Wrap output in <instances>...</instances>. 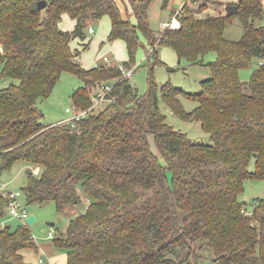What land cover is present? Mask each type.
<instances>
[{"label": "trees", "instance_id": "16d2710c", "mask_svg": "<svg viewBox=\"0 0 264 264\" xmlns=\"http://www.w3.org/2000/svg\"><path fill=\"white\" fill-rule=\"evenodd\" d=\"M38 1L0 0V172L18 162L29 167L20 190L28 205L52 201L61 212L81 204L82 193L88 197L52 237L65 264H201L209 256L211 264H264V198H254L250 210L240 199L246 179H264V24L253 23L262 16V0H238L231 15L197 16L207 1L184 4L180 26L159 37L149 26L150 0H126L132 18L117 0H45L43 8ZM63 14L76 20L71 31L59 25ZM104 15L107 38L125 43L129 58L118 63L126 68L139 33L154 59L155 44L170 45L190 62L215 52L200 91L158 86L149 77L138 93L118 64H79L72 38L84 36L87 19ZM234 16L243 32L231 40L224 29ZM255 58L261 62L253 66ZM63 71L84 83L72 91L75 107H87L91 87L101 82L113 84V100L77 119L41 122L36 102ZM179 95L195 107L186 111ZM160 99L174 114L198 120L211 142L169 124ZM6 204L0 194V219L8 216ZM39 250L26 222L0 226V264H38ZM26 252L36 254L35 262Z\"/></svg>", "mask_w": 264, "mask_h": 264}, {"label": "rangeland", "instance_id": "374dc122", "mask_svg": "<svg viewBox=\"0 0 264 264\" xmlns=\"http://www.w3.org/2000/svg\"><path fill=\"white\" fill-rule=\"evenodd\" d=\"M183 0H168L166 6L162 5L163 0H150L148 7V21L152 32L156 37L162 31L160 28V21L168 19L171 15L172 6L174 3L180 4ZM238 0H209L207 7L196 13L197 16H204L206 14L225 13V5L228 3L236 4ZM118 4L123 10V16H129L131 7L126 0H117ZM125 3L127 4L125 8ZM204 3V2H201ZM199 3L198 5H200ZM264 8V0H262ZM198 5H190L198 7ZM126 9V10H125ZM127 13V14H126ZM131 18L132 15L130 14ZM76 20L67 14H63L59 23L64 30L71 31L74 28ZM255 25L264 24V9L261 17L253 19ZM93 28V32L89 28ZM110 30L109 17L104 15L98 19H87L83 27L84 36H75L71 40L72 48L80 50L77 59L78 63L83 67L88 68L93 64H97L96 59L102 54L109 56V64H119L125 59L129 58L125 43L121 39L109 40L107 35ZM243 32V26L238 16H234L232 21L226 25L224 29V36L231 40L240 38ZM103 42L100 43V39ZM158 51V58L154 59L149 55L150 46L145 37L139 33V44L134 53V62L132 64L133 72L128 77L129 83L134 86L138 93H143L148 87L149 77H152L159 86L161 83L170 82L173 86L181 87L188 92H198L201 89V81L209 76L210 70L206 62L215 58V52L210 51L206 53L201 61L190 62L185 58H179L175 50L168 44L155 45ZM99 63L104 62L98 58ZM259 62V59L253 60V66ZM252 66V67H253ZM252 67L244 68L240 71L242 79L249 77ZM83 81L70 71H63L60 78L53 86L51 92L46 97H41L36 104L43 112L40 121L43 123H53L65 119L70 116V112L65 111V107L72 105L71 94L74 89L83 85ZM181 103L186 111L193 109L196 105L194 100L179 95ZM160 107L166 115V121L173 125L174 128L185 132L192 140L202 143L211 142L207 132H205L198 120L190 118L185 119L177 114H174L169 107L160 99ZM153 151L155 145L151 144ZM162 158L161 156H159ZM28 167L22 162L15 163L11 169L0 172V179L7 182L8 186L14 190H21L26 183L25 169ZM36 167V166H34ZM33 167V168H34ZM253 161L249 165V169H253ZM79 192L82 193L80 188ZM83 200L79 205L68 204L63 211H57L54 202H46L44 204H26L24 197H21L23 203L29 214L35 215V220L28 224L32 236L35 238L40 246V255L43 254L49 259L50 264H65V253L56 248H52V238L48 235L50 228L63 231L67 226V222L73 214L84 210L87 204L88 197L81 194ZM264 198V179H246L244 181V190L240 195V199L245 202L248 210L251 209V202L254 198ZM21 220L8 213L7 218L0 219V226L2 224H10L12 227L16 226ZM50 222H54L50 225ZM54 249V251H53ZM43 251V253H42ZM203 254L211 255L209 251ZM27 260L35 262L36 254L26 252ZM209 258H203L201 264H211Z\"/></svg>", "mask_w": 264, "mask_h": 264}, {"label": "built area", "instance_id": "2783aa9c", "mask_svg": "<svg viewBox=\"0 0 264 264\" xmlns=\"http://www.w3.org/2000/svg\"><path fill=\"white\" fill-rule=\"evenodd\" d=\"M205 1H209V0H183L180 4H176V6L171 12L170 17L168 19H163L160 21V28L162 30L161 32L167 29H176L180 26V15L182 13L184 4L198 5L199 3ZM89 31L93 32L94 30L93 28L90 27ZM155 45L152 46V48H154ZM99 58L102 59V61L109 63L110 58L107 54H102ZM74 59H77V56H75ZM118 67L122 71L123 77L128 78L129 76H131L133 72V67L126 68L122 64H118ZM112 89H113V84L109 82H101L94 84L91 87L90 104L85 108H77L74 105H71L70 107L69 106L65 107V111L70 112V116L63 120L77 119L89 113L97 112L104 105H106L108 102L113 100L114 97L112 95ZM32 173L35 176L39 175V167L36 166L32 168ZM0 194H2L7 199V204H6L7 212L12 216L18 217L22 222H26L25 218L29 215V212L26 206L23 203H21V197H20L21 191L8 189L7 182L4 180H0ZM48 235L51 238L54 237L55 229L50 228V230L48 231ZM45 260H46L45 257L40 256L38 259V264H44Z\"/></svg>", "mask_w": 264, "mask_h": 264}, {"label": "water", "instance_id": "95a60500", "mask_svg": "<svg viewBox=\"0 0 264 264\" xmlns=\"http://www.w3.org/2000/svg\"><path fill=\"white\" fill-rule=\"evenodd\" d=\"M45 3H46V1L45 0H39L38 2H37V6L39 7V8H43L44 6H45ZM225 13L227 14V15H231V14H235V13H237V11H238V6H237V4H233V3H228V4H226L225 5ZM254 155H256V153H254ZM28 170V168L26 169V171ZM35 215L34 214H29L26 218H25V221H26V223L27 224H30V223H32L34 220H35ZM50 225H53L54 224V222H50L49 223Z\"/></svg>", "mask_w": 264, "mask_h": 264}, {"label": "crops", "instance_id": "0c3cea01", "mask_svg": "<svg viewBox=\"0 0 264 264\" xmlns=\"http://www.w3.org/2000/svg\"><path fill=\"white\" fill-rule=\"evenodd\" d=\"M176 4H177V3H174L172 7H175ZM263 9H264V8H263ZM172 10H173V8H172ZM172 10H171V11H172ZM102 39H103V38L100 39V43L103 42ZM98 58H99V57H98ZM98 58H97V59H98ZM97 59H96V61H98ZM263 60H264V59H263ZM260 61H261V60H259V62H260ZM94 65H95V64H93L92 66H94ZM92 66H90V67H92ZM27 168H29V167H26V169H27ZM26 169H25V173H26ZM35 241H36V240H35ZM36 243L38 244V242H36ZM38 246H39V244H38ZM51 247L54 248L53 245H52ZM39 249H40V246H39ZM53 251H54V249H53ZM42 253H43V251H42ZM43 257H45L46 260H48V261H49V259L51 258V257H47V255L45 256L44 254H43ZM64 261H65V257H64Z\"/></svg>", "mask_w": 264, "mask_h": 264}, {"label": "bare ground", "instance_id": "6f19581e", "mask_svg": "<svg viewBox=\"0 0 264 264\" xmlns=\"http://www.w3.org/2000/svg\"><path fill=\"white\" fill-rule=\"evenodd\" d=\"M34 238V237H33ZM35 239V238H34Z\"/></svg>", "mask_w": 264, "mask_h": 264}]
</instances>
